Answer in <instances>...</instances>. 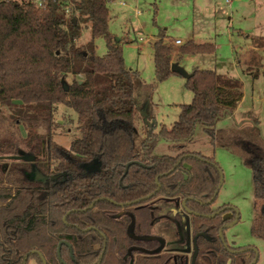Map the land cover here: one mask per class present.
<instances>
[{"label": "trees", "instance_id": "trees-1", "mask_svg": "<svg viewBox=\"0 0 264 264\" xmlns=\"http://www.w3.org/2000/svg\"><path fill=\"white\" fill-rule=\"evenodd\" d=\"M108 1H0V154L21 150L33 156L8 168L0 163V264H27L30 258L43 264L34 251L46 264H165L170 254L150 237L161 212L158 199L178 202L175 220L184 215L191 236L198 234L197 258L252 264L254 251L226 247L219 236L235 213L224 216L227 203L213 207L220 187L213 157L153 152L160 139H189L200 123L212 145L240 154L253 182L250 233L263 240L264 252V141L256 126L215 127L241 100V81L194 67L185 78L191 102L179 104L169 127L147 126L134 149L138 73L125 67L121 39L108 29ZM84 29L89 39L82 43ZM97 37L105 42L101 56L95 54ZM164 37L160 32L152 43L156 82L177 74L170 70L171 45ZM214 50L212 43L188 41L179 55ZM58 103L77 115L78 136L67 147L54 139ZM93 159L100 166L87 172L84 164ZM30 166L45 179H27Z\"/></svg>", "mask_w": 264, "mask_h": 264}, {"label": "rangeland", "instance_id": "rangeland-1", "mask_svg": "<svg viewBox=\"0 0 264 264\" xmlns=\"http://www.w3.org/2000/svg\"><path fill=\"white\" fill-rule=\"evenodd\" d=\"M107 6L108 29L121 39L124 65L138 73L134 99L139 119L133 131L134 149H139L147 126L152 125L154 131L160 124L169 127L178 117L179 104L192 100V92L181 75L173 74L155 81L152 43L160 32L165 34L164 41L171 45V62H177L187 72L194 67L212 69L241 81V100L231 114L217 121L216 129L227 131L236 124L242 128L256 126L264 141V0H109ZM88 39L89 31L84 29L80 41L84 43ZM94 41L95 54L103 55L106 51L104 39L97 37ZM188 41L209 42L215 50L179 55V47ZM54 118L58 122L54 139L67 147L69 141L78 136L77 115L71 108L58 103ZM21 134L25 135L22 129ZM182 151L213 157L222 176L213 207L227 203L237 211L235 223L224 229L223 236L229 245L255 247L258 251L256 264H264L263 240L250 233L254 216L253 182L251 170L242 156L212 145L200 123L196 124L189 139L178 142L160 139L153 150L155 154L169 155ZM2 161L7 158H0ZM230 213L229 210L225 215ZM169 219L171 221V217ZM168 223L170 228L172 223ZM168 238L172 239L169 235ZM189 254L184 261L170 260L167 264H190ZM205 263L202 259L196 262ZM27 264L38 263L30 258Z\"/></svg>", "mask_w": 264, "mask_h": 264}, {"label": "flooded vegetation", "instance_id": "flooded-vegetation-1", "mask_svg": "<svg viewBox=\"0 0 264 264\" xmlns=\"http://www.w3.org/2000/svg\"><path fill=\"white\" fill-rule=\"evenodd\" d=\"M31 156L32 155H28V154L23 153L21 150H19V152L17 154H11V153L0 154V158H2V157L7 158V161H5V162L2 161L0 163L5 168H8L12 162L20 163L25 159L32 160L33 156L32 157ZM25 176L27 177V179L34 181V182L43 181L45 179V177L42 175V173L39 172L35 166H30V169L25 172ZM156 201L160 205L161 212H160L159 216L152 222V228H151L152 234L150 237H151V239H158L160 241L159 248H160L161 252H165V253L170 254V256H169V258L165 264L169 263L170 260H174V261L186 260L185 258H186V255L189 254V249H190L189 261H190L191 255L193 253V238L195 236L197 238L198 234H196L193 237L191 236L189 226H188V222H187V218H185L184 215H182V219H181L180 223H177V221L175 220V214L177 212L181 213L180 212L181 207L179 206L178 202L173 201V200H168V199H158ZM182 206H183V204H182ZM228 208L231 211V213L228 215V217L232 215V212L235 213V216L233 219H231L225 225V227L235 223V221L237 219V211L230 206H228ZM217 211H219V210H216L215 212H217ZM215 212L213 214H216ZM121 214H122V211L117 213L116 216L121 215ZM224 216H226V215L224 214ZM169 217H171V221H170ZM167 222L172 223V226L170 228L168 227V225L170 223L167 224ZM157 223H158V225H161V223H162V225H161L162 229H163L162 233L154 231ZM172 227H175V228H173V231H170V229ZM220 230L222 233V229H220ZM199 234L203 235V232H201ZM168 235L170 237L172 236V239L168 238ZM222 236H223V233H222ZM221 241H222V239H221ZM222 242H223L224 246H226V247L229 245L227 243V241L225 240L224 236H223ZM229 246L238 247L235 245H229ZM240 247H244L243 249H251V250H252V248H255L252 245L240 246ZM243 249H241V250H243ZM231 251H233V250H231ZM197 253H198V251H197ZM257 253H258V251H257ZM199 259H201V258H197V255H196L195 264ZM254 259H255V257H254ZM256 261L258 262V256H257ZM256 261H255V263H256ZM255 263H252V264H255ZM205 264H207V263H205Z\"/></svg>", "mask_w": 264, "mask_h": 264}, {"label": "water", "instance_id": "water-1", "mask_svg": "<svg viewBox=\"0 0 264 264\" xmlns=\"http://www.w3.org/2000/svg\"><path fill=\"white\" fill-rule=\"evenodd\" d=\"M170 70L181 75L182 77L184 78H188L191 73L190 72H187L183 67H181L177 62H171L170 63ZM130 163H127L126 165V168L128 167ZM84 166L86 167V170L87 172H90L94 167L95 168H98L100 166V162L97 160V159H93L92 161L84 164ZM219 174H220V183H219V186L221 185V180H222V176H221V172L219 171ZM160 186V184H158V187ZM185 203V200H183L182 204L184 205ZM93 206V203H91L87 208H91ZM185 211L187 212H190L187 208H185ZM218 212V211H217ZM215 212V213H217ZM65 218H63L64 220ZM235 221V220H234ZM219 235L223 241V236H222V233H221V230L219 232ZM62 242H59L58 243V246H57V254L59 256V248H60V245H61ZM252 250L255 252V259L253 260L252 263H255L256 259H257V256H258V253H257V250L255 248H252ZM197 251H198V248H197V245H196V236L193 238V253L191 255V260H190V264H195V258H196V255H197ZM35 253H37L42 261L43 264H46L45 263V260L43 258V256L38 252V251H34ZM27 256H25V259H26ZM98 263V262H97ZM96 263V264H97Z\"/></svg>", "mask_w": 264, "mask_h": 264}, {"label": "built area", "instance_id": "built-area-1", "mask_svg": "<svg viewBox=\"0 0 264 264\" xmlns=\"http://www.w3.org/2000/svg\"><path fill=\"white\" fill-rule=\"evenodd\" d=\"M0 1H8V0H0ZM13 1H19V2L28 1L30 3L37 5V6H42L44 3V0H13ZM175 43H179V40H175Z\"/></svg>", "mask_w": 264, "mask_h": 264}, {"label": "crops", "instance_id": "crops-1", "mask_svg": "<svg viewBox=\"0 0 264 264\" xmlns=\"http://www.w3.org/2000/svg\"><path fill=\"white\" fill-rule=\"evenodd\" d=\"M161 225H162V223H161ZM161 225H158V223H157V225L155 226L156 228L154 229V231L155 232H159V233H162L163 232V229H162V226ZM173 228H175V227H172L171 229H170V231H173ZM172 237V236H171Z\"/></svg>", "mask_w": 264, "mask_h": 264}]
</instances>
